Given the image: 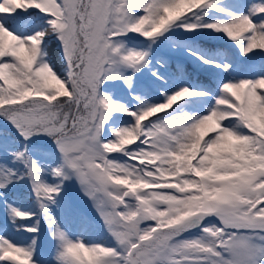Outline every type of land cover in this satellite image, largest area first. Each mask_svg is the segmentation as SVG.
Listing matches in <instances>:
<instances>
[{"label":"snow or ice","instance_id":"1","mask_svg":"<svg viewBox=\"0 0 264 264\" xmlns=\"http://www.w3.org/2000/svg\"><path fill=\"white\" fill-rule=\"evenodd\" d=\"M209 10L229 14L219 0H0V117L22 145L0 133V197L29 183L55 248L44 258L35 238L0 235V264H264V75L215 91L182 86L160 103L102 91L113 81L132 89L151 44L173 28L223 33L243 56L264 52V0L227 19L209 20ZM129 33L147 48L128 47ZM189 98L213 102L201 114L184 110ZM72 178L103 222L99 242L73 238L51 211Z\"/></svg>","mask_w":264,"mask_h":264},{"label":"trees","instance_id":"2","mask_svg":"<svg viewBox=\"0 0 264 264\" xmlns=\"http://www.w3.org/2000/svg\"><path fill=\"white\" fill-rule=\"evenodd\" d=\"M233 0H219V6L224 7L228 10V15L223 13L213 12L209 10L208 16L209 20L216 18H225L231 14L236 13L232 7ZM174 32L168 33V39L165 40L163 53H159L154 61L150 63L148 70L144 75V81L141 85L134 89L132 97V103L130 105H135L136 101L133 100V96H139L146 99L150 103H158L164 100V95L162 92L172 93L174 90L182 86H194L201 90L215 91L217 85L226 80L222 70L219 68L210 69V65L200 63L194 55L189 54V49L192 52H198L201 55L211 57L216 59L219 63L223 59L231 54L235 56L236 44L230 41L223 33L211 32L207 30L198 31L196 33H186L183 29L173 28ZM50 49H54V45H49ZM55 58L58 53L52 51L50 53ZM153 72H158L163 74L162 80H157L153 76ZM113 99L120 98L109 94ZM208 98H193V100H186L181 102L184 105V110L191 112H200L201 103L200 100L204 101ZM125 103V102H123ZM112 123L118 128L123 120L115 119ZM0 133H3L8 137L17 138V143L14 147L18 148L22 146L19 143V137L12 133V131L3 125H0ZM48 141L39 142L38 139H33V143L36 145H43L45 148L48 147ZM35 155V154H34ZM51 183L52 180L48 179ZM65 189V187H64ZM63 189V191H64ZM62 191V192H63ZM6 198L0 197V232L5 235L8 234L9 237L16 242L27 244L33 238L38 242L40 232L42 231V219L40 213L37 211L35 196L32 193L31 185L29 183L9 185L6 189ZM15 206L20 211L24 212H34L37 215L32 220H19L13 217L7 220L4 207L5 206ZM53 214L57 217L58 221L64 225L65 229L69 230V223L72 222L71 216L65 215L61 207L54 205ZM74 228L83 233L84 238L89 239L88 234L91 235V231L95 229H89L88 231H83L81 228L80 220L73 222ZM71 223V224H73ZM28 226H36L40 230L37 233H31L24 231V228ZM79 228V229H78ZM74 234V232H72ZM75 235V234H74ZM97 239L99 242L101 236L93 235L91 239ZM40 264V262H37ZM53 264H55L53 260Z\"/></svg>","mask_w":264,"mask_h":264},{"label":"rangeland","instance_id":"3","mask_svg":"<svg viewBox=\"0 0 264 264\" xmlns=\"http://www.w3.org/2000/svg\"><path fill=\"white\" fill-rule=\"evenodd\" d=\"M258 2L259 0H233L232 7L234 11H236V13L234 14L247 13L251 5ZM228 18H231V15L228 16ZM173 32L174 30L171 29L168 33L172 34ZM168 33H165L164 36L158 38V40L154 44H151V49H149L150 63L154 61V59L159 53H163L162 49L164 48L165 40L168 39L167 37ZM124 39L127 42L128 47H134L138 49H146L147 45L150 43L148 41H145L142 36H138L134 33H129V37H126ZM130 42L133 44H131ZM239 50L241 49L237 46L235 56H237L242 61L241 63H239V67L237 68L233 67L236 57L234 56L232 57L231 54L225 57L221 62V64L231 65V67L227 72L222 71L225 79L226 80L243 79V78L255 79L259 75H264V52L257 51L254 53H249L247 56H243L241 55V51ZM255 64H257V67H253ZM148 67L141 68L139 72L135 73V75L133 76L134 87L132 89H129L128 86L123 83V81H113V82H109L107 86H103L102 91L107 94H112L114 96H117L118 98L123 100V102L131 104L132 103L131 95L133 94L134 89L137 88L139 85H141L142 82L144 81V75L148 70ZM210 67L212 68V66ZM252 67L253 70L251 71ZM189 99H193V98H189ZM163 101H159L158 103ZM212 102L213 101L210 98L204 101L200 100L201 103L200 113L203 114L205 110V106L210 105ZM0 125L3 126L7 125L11 129H14L8 123V121H6L3 117H0ZM15 135L19 137V134H15ZM33 139L34 140L38 139L39 142L48 141L47 146L51 147L52 149L55 148V145L51 142V140L48 137H33ZM58 155L59 154L57 153V157ZM46 179L51 180V177H46ZM57 200L59 201V206L61 207L62 212L65 215L71 216L72 222L69 223V228H70L69 230L71 232L76 233V236L83 235L84 233V232L80 233L79 231L77 232V230L74 228V223H73L76 220H80L81 217H87L88 220L94 222L96 225H100L99 229H95V231H91L92 236L95 235L98 237L101 236L102 233L106 234V231L102 227L103 222L101 221L95 207L93 206L92 201L83 193L81 186L79 185L78 181L75 178H72L71 180L65 182V189L61 193V195L57 198ZM9 206L4 207V212L7 220H10L14 217L11 214L10 208L17 209L15 206L12 205ZM50 208L53 213L55 209L54 205H50ZM37 211L39 212L38 207H37ZM41 219H42L43 228L42 231L40 232V236L38 238L37 244L40 246L41 255L44 258H46V255L49 253V251H51L52 237L50 234L49 225L47 221L43 218V216H41ZM5 235L9 237L8 234ZM88 236H90V234H88ZM52 253L55 255V251H53ZM34 259L37 260V262H39V260L35 256Z\"/></svg>","mask_w":264,"mask_h":264}]
</instances>
